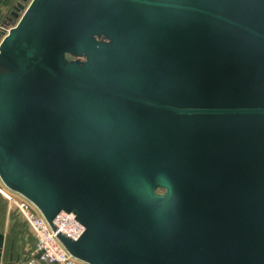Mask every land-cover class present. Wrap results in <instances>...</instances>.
<instances>
[{
    "label": "water",
    "instance_id": "obj_1",
    "mask_svg": "<svg viewBox=\"0 0 264 264\" xmlns=\"http://www.w3.org/2000/svg\"><path fill=\"white\" fill-rule=\"evenodd\" d=\"M0 35V180L87 264H264V0H30ZM43 264V263H41Z\"/></svg>",
    "mask_w": 264,
    "mask_h": 264
},
{
    "label": "built area",
    "instance_id": "obj_2",
    "mask_svg": "<svg viewBox=\"0 0 264 264\" xmlns=\"http://www.w3.org/2000/svg\"><path fill=\"white\" fill-rule=\"evenodd\" d=\"M29 1H22L24 7ZM16 21L17 19H13L0 23V35L6 34ZM0 194L10 206L17 209L36 239V256L11 263L0 261V264H87L71 256L56 237L59 232L71 238H77L82 233L83 227L75 219L74 214L58 213L53 219L55 226V230H53L32 202L21 194L8 189L1 180Z\"/></svg>",
    "mask_w": 264,
    "mask_h": 264
},
{
    "label": "crops",
    "instance_id": "obj_3",
    "mask_svg": "<svg viewBox=\"0 0 264 264\" xmlns=\"http://www.w3.org/2000/svg\"><path fill=\"white\" fill-rule=\"evenodd\" d=\"M23 0H0V23L9 21L13 6ZM36 239L16 208L0 194V261L16 262L36 256Z\"/></svg>",
    "mask_w": 264,
    "mask_h": 264
},
{
    "label": "trees",
    "instance_id": "obj_4",
    "mask_svg": "<svg viewBox=\"0 0 264 264\" xmlns=\"http://www.w3.org/2000/svg\"><path fill=\"white\" fill-rule=\"evenodd\" d=\"M5 22H7V20H5Z\"/></svg>",
    "mask_w": 264,
    "mask_h": 264
}]
</instances>
